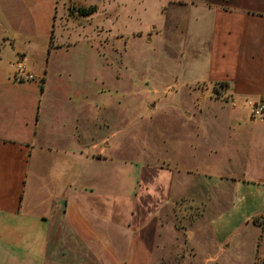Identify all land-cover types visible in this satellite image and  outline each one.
Segmentation results:
<instances>
[{"label": "crops", "instance_id": "0c3cea01", "mask_svg": "<svg viewBox=\"0 0 264 264\" xmlns=\"http://www.w3.org/2000/svg\"><path fill=\"white\" fill-rule=\"evenodd\" d=\"M118 1L121 30L106 0L112 16L93 26L96 39H170L171 82L158 83L183 99L169 118L137 115L133 126L142 105L125 100V51L111 54L121 84L93 54L74 68L57 52L26 69L38 83L14 82L30 41L0 39V264H254L264 256L254 223L264 219V113L251 118L246 101L264 103V0ZM55 3L0 0V25L20 21L19 4L33 22ZM193 208L204 211L195 229ZM233 210L241 228L228 223Z\"/></svg>", "mask_w": 264, "mask_h": 264}, {"label": "rangeland", "instance_id": "374dc122", "mask_svg": "<svg viewBox=\"0 0 264 264\" xmlns=\"http://www.w3.org/2000/svg\"><path fill=\"white\" fill-rule=\"evenodd\" d=\"M23 1L25 3L27 0ZM46 2L47 0H45V3ZM55 2L56 3L50 10L51 13L49 17H46L45 12L40 11V13L35 15L33 22L28 19L22 9L26 7V4H19L18 16L20 21L12 28H4L0 25V39L8 36L11 39L20 40V43H22L23 40L25 42V39H29L31 50L28 52V58L23 61V63L21 62V64L28 70L30 67L31 69L38 70L42 67H47V63L50 60L49 52L52 54L57 52L59 53L58 55H62V58L66 61L72 63V67L79 68L80 64L84 61V57L90 58V54H93L92 60L97 61L100 67L101 65H108V67L105 66V69L108 71V76L112 75L113 71L115 74V79L113 81L117 85L122 83V73L118 70L119 65L122 67V64H120L122 60H119L118 56L111 57V54L116 53L118 55H123V51H125L126 58L128 56L131 57V75L129 78L130 91L129 97H125V100H129V104L132 107L134 105L143 106V103L148 105L147 108L141 106L140 110L131 109L132 125L135 126L137 124L133 118L137 115V117L142 116L144 122L149 121V119L164 118L159 117V115H165V117L169 118L170 111L176 109H172L171 107L174 106V103L183 99L182 92L179 94L175 91L177 86L174 83L171 85H162L158 83L165 80L171 82V67L173 65V59L170 57L172 51L171 40L96 39L99 36L95 34V28H93V26H95L98 21H104L106 23L105 16H112L110 10L108 14H106V11H102L106 8V0H55ZM116 3H118L117 7H119L118 9L116 8L117 11L115 14L119 17L116 23L117 31V29L121 30L119 23H122L124 12H122L121 3L118 0H116ZM64 12L66 13L65 16L63 15ZM131 15L133 17L130 23L134 26V24H136L134 20L135 14L131 13ZM147 16H150L151 19L157 22V17L154 12L149 13ZM78 26H80L81 29L78 28ZM83 26L86 28L85 30H82ZM105 31L101 33L104 37ZM15 32H18V35H15ZM186 40L187 39H183L178 45L180 47L183 46L184 50L187 46L191 45L190 41L187 40V42H185ZM95 55L98 58L97 60ZM117 75L120 76L118 79H116ZM100 78L101 76H99V79ZM32 82L38 83V79L35 77V80L31 81V83ZM109 88L111 89L113 97H116L117 93L114 94L113 87L109 86ZM125 96H127L126 93ZM249 100L251 99L247 101ZM121 102H123V100L120 101L119 108L123 106ZM155 102H157V105H155ZM163 106L165 108H162ZM161 109L163 112H160ZM142 124L144 125V123ZM162 153L164 155L166 153L170 154V148L164 145ZM153 155L154 151H150L149 157L154 158ZM206 207L208 209H205V213H212V206L207 205ZM194 208L192 210L194 213L196 212V216L198 214L199 216L196 219L197 225H194L193 229L200 226L202 222L200 214H204L202 209L198 210ZM210 208L211 211H209ZM231 213L232 217L228 220V223L232 225L231 228H234L241 221V217L239 214L236 215L235 210ZM237 227L241 228V226ZM240 228H238V230ZM260 238V246L264 248V230L260 232ZM254 264H264V256L261 257L259 255Z\"/></svg>", "mask_w": 264, "mask_h": 264}, {"label": "built area", "instance_id": "2783aa9c", "mask_svg": "<svg viewBox=\"0 0 264 264\" xmlns=\"http://www.w3.org/2000/svg\"><path fill=\"white\" fill-rule=\"evenodd\" d=\"M12 79L14 82H31L35 80V77L26 70L21 62H17ZM247 107L251 118L260 117L264 113V103L262 101L249 100L247 101Z\"/></svg>", "mask_w": 264, "mask_h": 264}, {"label": "trees", "instance_id": "16d2710c", "mask_svg": "<svg viewBox=\"0 0 264 264\" xmlns=\"http://www.w3.org/2000/svg\"><path fill=\"white\" fill-rule=\"evenodd\" d=\"M217 86H218V88L214 89V91H216V92H217V89H223V87H225L226 85L223 83H218ZM262 219H263L262 217H257L254 219V223L261 226L262 228H264V226H263L264 225V222H263L264 219L263 220Z\"/></svg>", "mask_w": 264, "mask_h": 264}]
</instances>
